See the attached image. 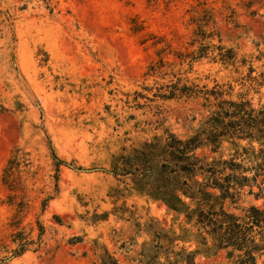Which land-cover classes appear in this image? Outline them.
Returning a JSON list of instances; mask_svg holds the SVG:
<instances>
[{
  "label": "rangeland",
  "instance_id": "obj_1",
  "mask_svg": "<svg viewBox=\"0 0 264 264\" xmlns=\"http://www.w3.org/2000/svg\"><path fill=\"white\" fill-rule=\"evenodd\" d=\"M228 51L235 59L225 64L220 54L226 59ZM178 82L220 86L225 98L263 108L264 0H0V240L10 244L15 231L37 240L38 222L45 229L39 250L9 264H101L105 249L120 264H142L144 245L159 233L177 239L175 250H208L186 215L141 194L134 174L114 173L145 144L165 146L168 134L186 140L201 130L209 116L202 97H160ZM50 143L63 163L59 193L43 211L41 191L55 193ZM250 143L226 138L216 152L205 145L196 153L250 169L264 150L254 142L259 160L249 159L242 148ZM17 147L38 173L27 178L21 211L7 203L2 183ZM263 179L226 208L237 215L264 208V194L255 196ZM208 246L216 250L210 237ZM225 255L200 252L196 263L220 264Z\"/></svg>",
  "mask_w": 264,
  "mask_h": 264
},
{
  "label": "trees",
  "instance_id": "obj_2",
  "mask_svg": "<svg viewBox=\"0 0 264 264\" xmlns=\"http://www.w3.org/2000/svg\"><path fill=\"white\" fill-rule=\"evenodd\" d=\"M226 59L221 61L228 64L234 60L232 51H228ZM204 57L200 54L197 59ZM251 71L254 70L251 68ZM251 81L257 82L255 77ZM160 95L163 100H177L181 98L202 97L206 103L209 116L203 127L195 135L181 140L173 134H168L165 146L145 144V149L137 152L131 163L114 164V173L118 175H135L138 191L153 201L161 202L166 208L176 214H184L188 221L194 222L198 228L199 243L208 250L188 251L175 250L173 242L177 239L161 233L155 235L150 244H145L141 252L142 264H197V254L206 255L220 250L225 251V262L220 264H264V208L250 206L243 215L230 212L227 202L235 204L242 195L244 187L251 182L256 183L264 173V150H260L261 162L254 168L247 169L235 160L223 161L201 158L196 151L205 145L213 147L216 152L226 138L249 140L250 147H243V154L249 159L259 160L256 156L254 142L264 148V107L256 110L249 100L244 97L234 101L226 97V91L217 86L211 90L207 88L189 87L180 82L167 85ZM214 101L213 105L211 102ZM56 173L54 176L55 193L44 192L41 200L42 210L45 211L49 203L59 193V167L63 163L59 160L52 144ZM157 166L159 167L157 170ZM231 173L226 174L225 170ZM250 170L259 175L252 179L241 174ZM133 171V172H132ZM36 171H32L29 153L21 148H15L2 174V183L8 191V202L21 211L28 206L27 178L35 179ZM201 178V179H200ZM264 181V179H263ZM251 189V194H252ZM264 188L255 194L261 198ZM189 200L190 202H187ZM194 206V208H193ZM39 233L37 240L32 239L24 231H15L10 235V244L0 240V264H9L15 258L22 257L33 246L39 250L43 243L44 227L38 222ZM213 242L209 250L208 237ZM163 240H168L170 246H165ZM12 246V248L10 247ZM101 264H120L111 254L104 250L101 255ZM215 264V263H214Z\"/></svg>",
  "mask_w": 264,
  "mask_h": 264
}]
</instances>
